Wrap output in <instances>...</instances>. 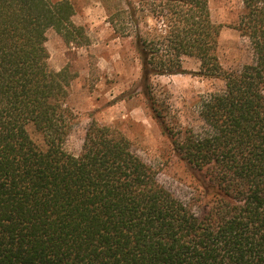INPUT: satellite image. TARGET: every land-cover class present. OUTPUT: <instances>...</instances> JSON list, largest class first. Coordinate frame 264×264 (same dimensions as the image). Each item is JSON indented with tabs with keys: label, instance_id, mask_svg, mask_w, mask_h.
<instances>
[{
	"label": "trees",
	"instance_id": "obj_1",
	"mask_svg": "<svg viewBox=\"0 0 264 264\" xmlns=\"http://www.w3.org/2000/svg\"><path fill=\"white\" fill-rule=\"evenodd\" d=\"M105 2L200 211L112 126L93 120L81 154L65 149L77 75L50 66L47 33L77 49L89 36L71 0H0V264H264V0H243L235 28L253 59L236 70L219 60L209 0ZM186 57L223 84L200 102V131L167 123L152 96L151 79L186 73Z\"/></svg>",
	"mask_w": 264,
	"mask_h": 264
},
{
	"label": "rangeland",
	"instance_id": "obj_2",
	"mask_svg": "<svg viewBox=\"0 0 264 264\" xmlns=\"http://www.w3.org/2000/svg\"><path fill=\"white\" fill-rule=\"evenodd\" d=\"M76 8L74 21L85 28L87 47L67 45L54 31L47 33L49 63L55 71L70 67L76 73L72 82L70 105L77 120L65 143L74 156L82 152L86 130L93 120L112 126L131 142L134 152L157 171L158 182L172 195L200 211L197 185L183 163L174 155L170 140L154 118L147 96L142 93L141 66L129 40L116 38L107 22L105 0H71ZM212 20L222 26L218 57L226 70L240 69L252 62L247 39L235 28L244 11L243 0H209ZM184 74L151 79L154 99L167 123L175 128L200 131L203 122L199 106L203 97L220 90L221 81L201 76L195 58L183 59ZM34 141L42 137L30 129Z\"/></svg>",
	"mask_w": 264,
	"mask_h": 264
}]
</instances>
